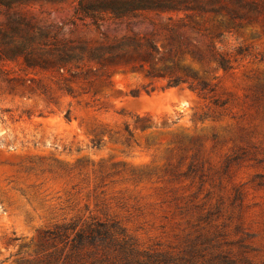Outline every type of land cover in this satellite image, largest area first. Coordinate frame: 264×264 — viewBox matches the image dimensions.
Instances as JSON below:
<instances>
[{
  "label": "rangeland",
  "instance_id": "rangeland-1",
  "mask_svg": "<svg viewBox=\"0 0 264 264\" xmlns=\"http://www.w3.org/2000/svg\"><path fill=\"white\" fill-rule=\"evenodd\" d=\"M93 222L264 264V0H0V264Z\"/></svg>",
  "mask_w": 264,
  "mask_h": 264
},
{
  "label": "trees",
  "instance_id": "trees-1",
  "mask_svg": "<svg viewBox=\"0 0 264 264\" xmlns=\"http://www.w3.org/2000/svg\"><path fill=\"white\" fill-rule=\"evenodd\" d=\"M218 64L224 72L231 70L229 60L222 56ZM179 85L180 82L171 80L168 88ZM201 86V90L206 89L205 84ZM46 237L53 246H64L50 253L41 264H150L140 259L143 255L116 225L93 222L79 228L72 224L48 231Z\"/></svg>",
  "mask_w": 264,
  "mask_h": 264
}]
</instances>
